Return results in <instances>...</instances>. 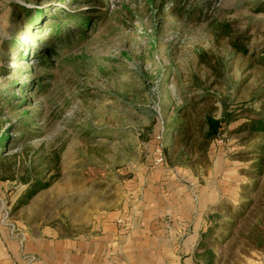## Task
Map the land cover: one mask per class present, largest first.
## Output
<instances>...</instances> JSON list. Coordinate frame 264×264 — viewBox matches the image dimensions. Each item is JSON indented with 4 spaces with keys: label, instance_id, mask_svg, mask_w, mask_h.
<instances>
[{
    "label": "rangeland",
    "instance_id": "obj_1",
    "mask_svg": "<svg viewBox=\"0 0 264 264\" xmlns=\"http://www.w3.org/2000/svg\"><path fill=\"white\" fill-rule=\"evenodd\" d=\"M13 4L85 12L89 23L61 36L50 59L22 61L24 45L41 48V38ZM239 36L247 55L230 45ZM263 96L264 0H3L0 228L88 232L100 213L140 201L131 184L150 174L158 143L167 169H189L207 188L202 264L207 251L214 264H252L244 220L225 223L260 158L264 173V134L238 131ZM186 113L193 126L202 113L232 119L200 152L198 133L188 147L176 143Z\"/></svg>",
    "mask_w": 264,
    "mask_h": 264
},
{
    "label": "crops",
    "instance_id": "obj_2",
    "mask_svg": "<svg viewBox=\"0 0 264 264\" xmlns=\"http://www.w3.org/2000/svg\"><path fill=\"white\" fill-rule=\"evenodd\" d=\"M149 169L131 184L140 201L100 213L76 237L63 239L50 229L13 236L0 228V264H202L206 186L189 169ZM256 255L252 264H264V248Z\"/></svg>",
    "mask_w": 264,
    "mask_h": 264
},
{
    "label": "trees",
    "instance_id": "obj_3",
    "mask_svg": "<svg viewBox=\"0 0 264 264\" xmlns=\"http://www.w3.org/2000/svg\"><path fill=\"white\" fill-rule=\"evenodd\" d=\"M13 7L16 9L18 17H25L24 25L27 27L28 33L40 36V44L44 47L34 48L32 41L24 45V51L19 54L20 59H23L22 61H29L31 54L39 62L50 59L54 54L55 44L59 43L62 38H68L72 34V27L81 28L89 23V16L85 12L65 11L58 8V6L32 9L20 6L19 4H13ZM224 35L227 36L228 34L225 32ZM61 36L63 37L61 38ZM246 41H248L246 36H239L232 38L230 45L236 53L247 55L249 50H246L243 45V42ZM12 47H16V44L12 45ZM205 57L201 55L200 59L202 63L206 64L207 60ZM12 99L15 100V96L5 98V101L10 104L12 103ZM21 102L22 100H18L16 104ZM184 116L180 120L176 143L183 145V147H188L192 143L193 137H195L194 134L198 133L199 135L195 142L197 141V147L200 152L206 151L210 142L218 136L222 124H227L232 119V116L229 114H225L222 119H215L209 114L202 113L198 116L196 125L193 126L189 123V114L186 113ZM238 131H244L250 135L264 134V104L255 112L254 117L240 126ZM1 139L0 137V141ZM262 164V158H260L253 165V171L250 172L253 179L252 182L242 186L243 201L239 203L235 212L230 216L229 221L225 223V227L231 229L235 228L239 221L244 220V224L247 226L245 239L248 241V245L256 250L264 248V185L258 186L259 179L264 174ZM208 232L203 233L200 248L202 240H205ZM223 235L224 231L221 232L220 236L222 237ZM205 255H207L205 263L214 264V255L208 251L205 252Z\"/></svg>",
    "mask_w": 264,
    "mask_h": 264
},
{
    "label": "built area",
    "instance_id": "obj_4",
    "mask_svg": "<svg viewBox=\"0 0 264 264\" xmlns=\"http://www.w3.org/2000/svg\"><path fill=\"white\" fill-rule=\"evenodd\" d=\"M156 139L157 140L160 139V136H157ZM164 161H165V156L163 154V148L161 147L160 144L157 143L152 157V164L153 166H161L164 164Z\"/></svg>",
    "mask_w": 264,
    "mask_h": 264
}]
</instances>
